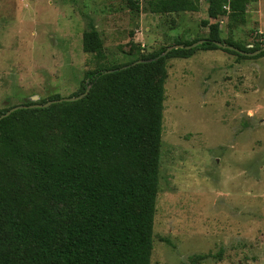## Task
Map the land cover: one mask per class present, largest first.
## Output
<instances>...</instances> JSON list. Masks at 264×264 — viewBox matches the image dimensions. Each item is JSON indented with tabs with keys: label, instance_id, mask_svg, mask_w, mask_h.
Returning a JSON list of instances; mask_svg holds the SVG:
<instances>
[{
	"label": "rangeland",
	"instance_id": "rangeland-1",
	"mask_svg": "<svg viewBox=\"0 0 264 264\" xmlns=\"http://www.w3.org/2000/svg\"><path fill=\"white\" fill-rule=\"evenodd\" d=\"M148 3L0 0V108L70 97L100 64L206 37V20L226 40L264 42V0L237 27L228 6L211 18L206 0L196 12ZM165 88L151 264H264V56L169 58Z\"/></svg>",
	"mask_w": 264,
	"mask_h": 264
},
{
	"label": "trees",
	"instance_id": "trees-1",
	"mask_svg": "<svg viewBox=\"0 0 264 264\" xmlns=\"http://www.w3.org/2000/svg\"><path fill=\"white\" fill-rule=\"evenodd\" d=\"M206 1L213 19L228 6L237 27L257 0ZM129 3L140 9L138 0ZM148 4L159 13L200 8V0ZM203 24L206 37L175 42L185 47L162 55L167 45L87 71L72 95L90 87L79 100L17 109L0 120V264H151L168 59L215 49L244 59L264 56L217 44L252 52L264 42L248 47L224 39L218 20ZM13 106L0 108V115Z\"/></svg>",
	"mask_w": 264,
	"mask_h": 264
},
{
	"label": "water",
	"instance_id": "water-1",
	"mask_svg": "<svg viewBox=\"0 0 264 264\" xmlns=\"http://www.w3.org/2000/svg\"><path fill=\"white\" fill-rule=\"evenodd\" d=\"M205 41V39H200L196 42H194L192 45H189V46H186V47H195L201 43H203ZM217 44L221 47H224V48H231V49H235V50H238L242 53H246L248 55H257L259 54L260 52L264 51V46L259 48V49H256L255 51H252V52H246V51H243V50H240L239 48H236L235 46H230L226 43H223V42H217ZM181 47H185L184 44H175V45H172V46H169L168 49L166 51H164L162 53V55H165L167 54L170 50H172L173 48H181ZM89 89L90 87L87 88V90L80 94V95H77V96H70V97H61L59 99H54V100H48L47 102L45 103H35V104H30V105H27V104H20V105H14L13 107H11L7 112L3 113L0 115V120L6 116H8L9 114H11L13 111L17 110V109H21V108H27V107H47L49 105H51L52 103H55V102H62V101H75V100H79L81 98H83L88 92H89ZM39 97H35L32 99V101H36V99H38Z\"/></svg>",
	"mask_w": 264,
	"mask_h": 264
}]
</instances>
